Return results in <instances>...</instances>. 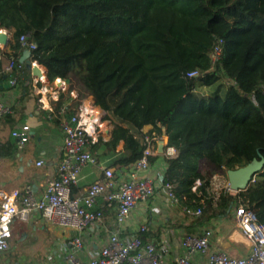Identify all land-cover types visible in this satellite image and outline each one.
<instances>
[{"label":"trees","instance_id":"obj_1","mask_svg":"<svg viewBox=\"0 0 264 264\" xmlns=\"http://www.w3.org/2000/svg\"><path fill=\"white\" fill-rule=\"evenodd\" d=\"M0 29L12 34L10 52L0 49V90L12 64L17 89L28 91L31 72L19 39L29 35L37 45L29 59L46 69L48 81L72 89V75L83 97L107 113L110 139L93 146L101 161L128 168L143 157L145 137L165 130L176 155L166 160L164 181L180 208L202 210L184 213L189 233L231 218L237 196H213L211 181L215 170L264 159V0H0ZM215 85L211 93L199 91ZM17 123L7 115L0 132ZM17 151L2 142L0 160ZM203 161L212 170L203 171ZM241 195L264 225V172ZM139 236L145 243L154 237Z\"/></svg>","mask_w":264,"mask_h":264},{"label":"built area","instance_id":"obj_2","mask_svg":"<svg viewBox=\"0 0 264 264\" xmlns=\"http://www.w3.org/2000/svg\"><path fill=\"white\" fill-rule=\"evenodd\" d=\"M29 38V35H23L19 41L25 51L31 52L37 45L29 41ZM220 54L221 50L217 47L212 59L218 60ZM40 68L45 73L46 69L43 66ZM12 69L11 64L7 68L10 73L8 86L16 89L17 78L11 73ZM196 75V72L190 73L189 77ZM33 78L37 93L42 95V88L37 86L44 80L43 77ZM13 114L12 104L0 98V129L3 118ZM53 117L49 115V119ZM59 120L64 156L58 164L55 177L48 181L44 190L36 193L32 185L10 191L0 188V252L10 250L13 226L29 222L32 214L37 212L51 226L75 232L69 243L70 250L61 260L41 264H264V225L246 207L241 195L246 191H233L229 184L224 191L237 196L232 221L249 248L244 257H233L215 247L212 229H207L200 235H184L178 245L180 252L170 261L162 256V250L157 244L142 241L139 234L147 231L146 225H142L135 234L125 235L134 211L139 205L147 204L155 198L158 189L164 191L168 201L180 205L172 185L164 181L163 174L155 177L148 174L150 157L161 156L167 160L176 155V150L167 143L163 154H159L158 144L167 138L163 135L152 138L147 136L144 140L146 149L143 157L128 168L116 169L107 166L106 161H101L99 151L93 147L100 138L106 141L107 131L113 128L107 113L93 100L87 102L85 99L76 114L59 116ZM31 138V128L27 124L15 126L9 134L10 142L20 151ZM36 166L43 167L44 161H38ZM89 167L98 169L102 177L88 185L83 192L73 195V189L79 187L82 175ZM256 178L257 176L253 177L250 187L256 182ZM200 186L201 181L197 180L192 191H197ZM103 206L115 213L117 229L110 233L102 248L90 252L83 235L89 228L104 224ZM182 209L189 217L202 214L201 208L184 205Z\"/></svg>","mask_w":264,"mask_h":264},{"label":"crops","instance_id":"obj_3","mask_svg":"<svg viewBox=\"0 0 264 264\" xmlns=\"http://www.w3.org/2000/svg\"><path fill=\"white\" fill-rule=\"evenodd\" d=\"M10 52V47L6 50ZM6 79V80H5ZM5 82L3 88L0 90V98L6 99L14 108V115L17 119L21 120L20 124H29L28 121L33 119L39 128V133H35L31 128L32 138L27 146L16 154L18 158L19 169L15 176V179L10 183L0 181V188L6 190L23 189L27 185H32L36 193L42 192L48 183V181L55 177L58 164L64 156L62 133L60 125L55 122L54 119H49L50 116H72L77 113L79 106L86 99L87 102L93 100L92 96L83 97L84 92L76 85H73L72 89L68 88V84L61 79L62 85H58V92L52 98L46 97L47 88H42L43 94H39L41 99L38 100L39 104L35 109L34 101L27 98L22 103V94L17 93V89H11L8 86V78L5 76ZM29 86L34 89L35 94V82L33 75L31 74ZM51 84L50 82H48ZM40 84V83H39ZM38 84V85H39ZM55 84V85H56ZM17 88V87H16ZM36 95V94H35ZM38 98V95L36 96ZM39 99V98H38ZM72 110V111H70ZM41 116H46L49 122L56 123V129L52 132L48 131V126H42ZM60 121V120H59ZM16 125V126H17ZM111 130V129H109ZM151 130L150 126H147L143 131L147 133ZM10 134V132H9ZM9 134L6 140L10 141ZM56 136L54 145L48 147L47 139L45 135ZM39 135V136H38ZM107 135V134H106ZM110 137L107 136V140ZM106 140V141H107ZM167 140V139H166ZM124 143L119 145L118 150H122ZM154 163L150 164L148 174L155 177L158 174H165L167 169V162L164 157H154ZM44 161L43 167H37L38 161ZM4 174V173H3ZM5 175V174H4ZM102 177V173L96 169L89 167L83 175L82 180L77 187L75 194L83 192V190L92 182ZM228 181L220 188V193L227 186ZM219 193V195H220ZM105 220L104 224L96 228H89L85 231L83 237L87 244V250L90 252H96L102 248L110 233L117 229L115 213L112 210L106 209L103 206ZM229 224L231 231L228 233L217 236V230L213 228L203 229L200 233H189V221L179 205H175L168 201L164 191L158 189L155 198L150 200L147 204H142L134 211L131 220L128 223L125 235H132L142 226H147V231L154 237L150 242H154L162 250V256L171 260L179 252V242L186 234H198L200 235L207 229H212L214 232L213 245L229 255L235 257V249L237 247L243 248L248 254L249 248L246 245L242 235L236 230L232 221V216L228 220H224ZM29 225L20 227V225ZM63 229L60 227L51 226L42 217L40 213H33L27 223H16L13 226V237L11 239L10 250L6 252H0V264H41L50 260L59 261L70 250V241L75 236V232L71 230L68 234L63 232H56V230ZM245 255V256H246Z\"/></svg>","mask_w":264,"mask_h":264},{"label":"rangeland","instance_id":"obj_4","mask_svg":"<svg viewBox=\"0 0 264 264\" xmlns=\"http://www.w3.org/2000/svg\"><path fill=\"white\" fill-rule=\"evenodd\" d=\"M8 33L10 35L11 42H12V34L9 31H8ZM27 55H28V53H27V51H25L22 58H21V62H25V60L27 59ZM71 81H72L73 85L77 86V80L72 75H71ZM48 82L49 81H48L47 75H46L45 79L42 82H40V84L37 87L41 89L47 85L48 88H47L46 97L48 99H50L54 95H56V92H58L59 87L56 83H58L59 81L56 80L54 83H51V84H49ZM217 86L218 85H215L214 87H211V88H202L199 91L204 93V94L211 93L217 88ZM33 90L34 89L29 87L28 91H25L22 94L21 91L19 89H17V93L22 94V95L25 94L24 96L21 97L22 103H24L25 98H27L29 100L32 99V101H34V106L36 109L37 105L39 104L38 100L41 99V96L37 93L36 90H35L36 91L35 92L36 95H35ZM37 95H38L39 99L36 97ZM70 111H72V110H70ZM40 119H41L42 126H44V127L48 126V128H47L48 131L52 132L56 129V125H55L56 123L49 122L47 120L46 116H41ZM19 122H21V120L18 119V123ZM28 123H29L28 125L32 128V131L38 134L40 130H39L37 124L34 122V120L30 119L28 121ZM14 127L15 126L12 127L10 125H6L5 127H3L2 132H0V140L1 141L6 140L9 132L12 131L14 129ZM111 127H113V126H111ZM45 137L47 139L45 142H47L48 147H50V145L51 146L54 145V143H55L54 141H56V138H55L56 136L49 134V135H45ZM19 152H20V150L17 151V153H19ZM17 153H15L10 158L0 160V181H5V182L10 183L12 180L15 179V176L17 175L18 169H19V164L17 162L18 158L16 156ZM201 169L203 171L212 170V168L209 166V164L205 161H203L201 163ZM213 172H214V175L212 176V181H211V193L213 194V196L218 197L219 193L221 191L220 188L223 186V184L225 185V183L228 181V176H227V173L225 171H219V170L216 171L215 170ZM24 226H26V228L29 227V225H25V224L20 225V227H24ZM206 228H213L214 230H217V236H220L221 233L226 235V233H228V231H231L229 224L227 222H225L224 220H221V221L216 220V221H214L213 226H206V227L202 228V230L206 229ZM56 232H58V233L63 232L66 234L69 233V231H67L65 229H59V230H56ZM234 252H235L234 253L235 257H244L247 253L245 250H243V248H239V247H237Z\"/></svg>","mask_w":264,"mask_h":264},{"label":"water","instance_id":"obj_5","mask_svg":"<svg viewBox=\"0 0 264 264\" xmlns=\"http://www.w3.org/2000/svg\"><path fill=\"white\" fill-rule=\"evenodd\" d=\"M11 38L6 29L0 30V49L6 51L10 47ZM27 59L25 64L27 69L33 74L34 77L42 78L47 75L42 71L38 63L33 64L29 59L30 52L27 51ZM59 85H62V81L58 82ZM113 129V128H112ZM111 130L107 131V136H111ZM163 136L167 138L166 141H160L158 144V153L163 154L165 146L168 143V137L166 131H163ZM264 172V159L261 160L255 159L253 162L249 163L247 166L239 168L237 170L227 171L228 184L231 190L233 191H247L251 185L252 179L254 176H258Z\"/></svg>","mask_w":264,"mask_h":264},{"label":"bare ground","instance_id":"obj_6","mask_svg":"<svg viewBox=\"0 0 264 264\" xmlns=\"http://www.w3.org/2000/svg\"><path fill=\"white\" fill-rule=\"evenodd\" d=\"M43 79H45V76L43 77Z\"/></svg>","mask_w":264,"mask_h":264}]
</instances>
